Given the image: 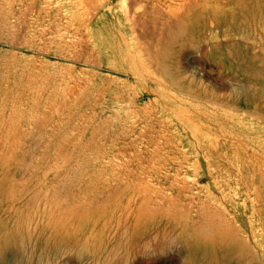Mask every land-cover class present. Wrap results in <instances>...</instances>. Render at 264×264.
<instances>
[{
    "label": "rangeland",
    "instance_id": "374dc122",
    "mask_svg": "<svg viewBox=\"0 0 264 264\" xmlns=\"http://www.w3.org/2000/svg\"><path fill=\"white\" fill-rule=\"evenodd\" d=\"M21 221L0 264L264 236V0H0V244Z\"/></svg>",
    "mask_w": 264,
    "mask_h": 264
},
{
    "label": "bare ground",
    "instance_id": "6f19581e",
    "mask_svg": "<svg viewBox=\"0 0 264 264\" xmlns=\"http://www.w3.org/2000/svg\"><path fill=\"white\" fill-rule=\"evenodd\" d=\"M66 220L67 216L65 214L58 216L49 212V223L52 227L58 225L63 226L66 224ZM260 220L261 216L256 214L255 224L252 225H257V222ZM25 225L26 222L21 221L18 226L8 228L6 232H4L5 236L2 239L0 246L9 247L16 244L21 238H23L22 235H25ZM222 227L224 228H222L217 234H213V236H201L197 233H190L187 236H182L181 243L183 246L187 247L188 251L192 254L201 251L205 258L210 262H215V264H231L233 259H238V261H242V263L244 262L245 264H261L259 259L261 252H264V236H249V228H247V230L249 229L247 233L248 236H242L239 231L234 230L229 223L226 224V227Z\"/></svg>",
    "mask_w": 264,
    "mask_h": 264
}]
</instances>
